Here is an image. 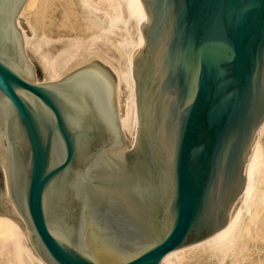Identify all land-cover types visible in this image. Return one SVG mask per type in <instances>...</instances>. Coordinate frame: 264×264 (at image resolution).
<instances>
[{"label": "water", "instance_id": "water-1", "mask_svg": "<svg viewBox=\"0 0 264 264\" xmlns=\"http://www.w3.org/2000/svg\"><path fill=\"white\" fill-rule=\"evenodd\" d=\"M0 0V216L49 264H160L225 227L264 122V0H141L138 132L92 60L45 84Z\"/></svg>", "mask_w": 264, "mask_h": 264}, {"label": "bare ground", "instance_id": "bare-ground-1", "mask_svg": "<svg viewBox=\"0 0 264 264\" xmlns=\"http://www.w3.org/2000/svg\"><path fill=\"white\" fill-rule=\"evenodd\" d=\"M147 19L141 0H26L15 17L26 51L42 67L46 83L92 60L115 72L125 94L120 123L132 147L138 132L133 57L145 44L141 24ZM0 166L11 204L26 229L28 223L11 199L5 164ZM0 264L49 263L18 222L0 216ZM160 264H264V122L227 225L203 241L171 251Z\"/></svg>", "mask_w": 264, "mask_h": 264}, {"label": "rangeland", "instance_id": "rangeland-1", "mask_svg": "<svg viewBox=\"0 0 264 264\" xmlns=\"http://www.w3.org/2000/svg\"><path fill=\"white\" fill-rule=\"evenodd\" d=\"M35 62H36V64L38 65V67H39V69L41 70V72L43 73V75H44V71H43V69H42V67L40 66V64L36 61V59H35ZM90 61H87L86 63H83L82 65H80V66H83V65H85V64H87V63H89ZM80 66L78 65V64H76V65H74L73 67H72V70H77L76 68H80ZM109 68V67H108ZM47 82V80H46V77H45V75H44V80H39V82L38 83H45V84H49V83H46ZM129 147H132L131 146V144H130V142H129Z\"/></svg>", "mask_w": 264, "mask_h": 264}]
</instances>
